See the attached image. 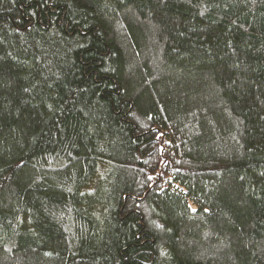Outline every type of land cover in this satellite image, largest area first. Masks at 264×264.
I'll return each instance as SVG.
<instances>
[{"label":"trees","instance_id":"1","mask_svg":"<svg viewBox=\"0 0 264 264\" xmlns=\"http://www.w3.org/2000/svg\"><path fill=\"white\" fill-rule=\"evenodd\" d=\"M0 264H264V0H0Z\"/></svg>","mask_w":264,"mask_h":264}]
</instances>
